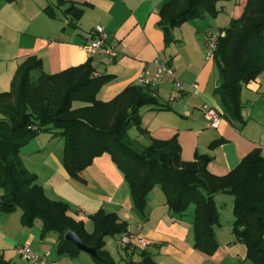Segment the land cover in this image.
Listing matches in <instances>:
<instances>
[{
	"label": "crops",
	"instance_id": "crops-1",
	"mask_svg": "<svg viewBox=\"0 0 264 264\" xmlns=\"http://www.w3.org/2000/svg\"><path fill=\"white\" fill-rule=\"evenodd\" d=\"M64 1L69 4L60 6L59 0H0V94L12 90L25 61L36 57L41 60L43 71L50 75L92 62L97 76L114 78L97 94L98 100L110 102L127 87L137 86L143 71L154 75L155 62L164 60L174 68L182 89H176L166 78L150 89L160 103L172 110L141 109L142 127L148 135L131 128L129 135L135 143L146 147L150 144L148 137L158 141L176 138L184 162H195L197 155L208 157L211 159L208 171L217 177L227 176L256 150L264 157V75L242 91L243 121L229 120L216 94L220 81L218 68L214 60H206V37L214 31L203 25V20L172 30L174 41L167 45L160 28V10L172 0ZM71 4L84 10L76 28L70 26L71 18L65 15ZM237 7L232 20L239 19ZM47 9L50 10L46 12ZM96 26H102L108 34L109 45L117 51L116 58L100 52L90 54L82 48L93 40ZM34 74L39 76L40 72ZM194 84L199 86V94L192 91ZM208 107L221 115L218 129L212 128L206 117ZM50 137L45 140L40 164L71 183L63 168V139L56 143L59 137ZM22 161L28 171L35 172L29 160ZM84 176L86 184L76 187L85 203L75 211L70 209V214L85 223L88 233L94 231L91 216L104 210L126 222L128 234L151 242L143 250L137 247L122 250L119 241L124 235L108 238L105 250L117 264H141L145 255L155 264H253L246 259L245 245L237 246L236 252L220 245L213 256L195 250L194 206L189 207L188 218L185 215L181 220L174 219L159 186L151 192L144 214H139L123 173L109 155L95 159ZM22 215L20 209L11 214L0 211V263L30 264L17 254L19 245H28L39 254L48 255L51 264H94L93 258L85 253L75 258L59 255L58 235L50 233L42 238V224L37 221L31 228L24 227Z\"/></svg>",
	"mask_w": 264,
	"mask_h": 264
},
{
	"label": "trees",
	"instance_id": "trees-1",
	"mask_svg": "<svg viewBox=\"0 0 264 264\" xmlns=\"http://www.w3.org/2000/svg\"><path fill=\"white\" fill-rule=\"evenodd\" d=\"M222 1L232 0H172L164 5L160 28L167 45L174 41L172 30L207 15L216 18ZM59 4L69 3L59 0ZM65 15L71 18L70 26L76 28L84 10L71 4ZM221 34L214 59L220 76L216 94L226 117L242 122V91L264 75V0H247L243 16L232 20ZM35 71L40 72L36 81L32 75ZM113 79L97 76L90 61L54 75L45 73L36 57L25 61L12 90L0 94V211L11 214L20 209L22 224L27 228L40 221L42 238L50 233L58 235L59 255L75 258L82 253L65 239L73 232L97 252L96 257L91 256L94 264H117L105 250L106 240L128 234V224L115 213L99 210L90 218L94 231L88 233L85 223L71 216L69 206L48 198L38 178L24 166L21 149L48 133L64 140V167L71 178L83 184L87 182L84 173L94 160L109 155L123 173L134 207L141 215L156 186L164 192L174 219L181 220L189 207L195 206L194 249L208 256L219 249L215 227L220 225L221 215L216 195H231L233 233L245 244L246 259L264 264L261 151L252 152L227 176L217 177L208 171V157L197 155L195 162H184L176 138L158 141L148 137V146L138 145L129 137V130L137 127L142 135H148L142 127L141 109H172L160 103L150 89L136 85L127 87L110 102L98 100L101 88ZM141 264L155 263L145 255Z\"/></svg>",
	"mask_w": 264,
	"mask_h": 264
},
{
	"label": "rangeland",
	"instance_id": "rangeland-1",
	"mask_svg": "<svg viewBox=\"0 0 264 264\" xmlns=\"http://www.w3.org/2000/svg\"><path fill=\"white\" fill-rule=\"evenodd\" d=\"M246 4H247V0L222 1L219 3L218 8L220 10V13L216 18L207 15L203 19H197V20H203L202 23L203 25H206L207 28L211 27L212 31L219 33L218 31L225 30L228 27V25L232 22L233 16L235 14V8L237 7L235 5L239 6L237 7V11L240 19L244 14ZM196 22H200V21H196ZM188 26L190 27L191 24ZM215 65L217 67L216 63ZM37 78L38 76L34 74L33 80L36 81ZM262 80L264 81V76L262 77ZM78 105L79 104H76V106ZM134 128L136 130L134 132L138 133L139 130L137 129V127ZM50 136H51L50 134L45 133V134H41L36 139L32 140L28 145H26L21 149L20 152L21 158L25 161L29 160V163H31L33 169L35 170V172H30V171L29 172L38 178L37 180L38 185H40L46 191L48 197L51 200L64 202L70 207L72 211H75L76 207H79L81 204L85 203V201L79 196V190L77 189V187L80 188V186H83L84 184L74 178H71L70 176L69 179L71 183L70 182L68 183L64 181L58 174L45 170L40 164V159H42L41 151H44V148L46 147L47 144L45 140L51 139ZM129 137L131 138V135H129ZM59 140L60 137L59 139L56 140L57 141L56 143H58ZM62 143L64 145L63 140ZM64 149L65 146H63V159H64ZM63 168L65 172H67L64 167V163H63ZM73 184L75 185V187L73 186ZM2 195H3V191L0 189V200ZM216 201L218 203L217 205L221 215L220 225L215 227L216 240L219 243V246L223 245L224 248L230 249L232 252H236L237 246L241 247L242 245L245 244L241 243L237 239L236 235L233 233V227L235 223V216L233 214V201H234L233 197L228 194H218L216 195ZM224 204H226V206L223 207ZM193 208H195V206ZM188 217L189 214L187 210L186 218ZM38 222L41 225V222L40 221ZM215 253L213 255H215Z\"/></svg>",
	"mask_w": 264,
	"mask_h": 264
},
{
	"label": "built area",
	"instance_id": "built-area-1",
	"mask_svg": "<svg viewBox=\"0 0 264 264\" xmlns=\"http://www.w3.org/2000/svg\"><path fill=\"white\" fill-rule=\"evenodd\" d=\"M222 34L217 32H209L206 37L207 51L206 60H214L218 48V41ZM86 52L93 54L100 52L111 58L117 57V51L109 45L108 34L102 26H96L93 30V40L82 47ZM156 73L151 75L148 70L143 71L137 79V86L147 89L156 88L161 84L164 78L168 79L176 89H182V83L176 80L174 68L164 60H157L155 62ZM195 94H199V86L194 84L191 87ZM206 117L211 122L214 129H218L221 125V115L213 108H206ZM151 245V242L146 239H141L134 234L124 235L120 241L119 246L122 250H127L133 247L146 249ZM17 254L21 259L30 264H51L48 260V255H41L33 250L28 245H19L17 247Z\"/></svg>",
	"mask_w": 264,
	"mask_h": 264
},
{
	"label": "water",
	"instance_id": "water-1",
	"mask_svg": "<svg viewBox=\"0 0 264 264\" xmlns=\"http://www.w3.org/2000/svg\"><path fill=\"white\" fill-rule=\"evenodd\" d=\"M66 241L72 243L80 252L96 257L97 252L93 249L86 247L77 234L69 232L65 236Z\"/></svg>",
	"mask_w": 264,
	"mask_h": 264
}]
</instances>
